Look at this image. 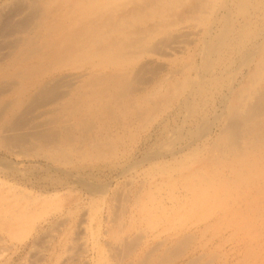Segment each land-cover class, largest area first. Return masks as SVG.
<instances>
[{"label": "rangeland", "instance_id": "1", "mask_svg": "<svg viewBox=\"0 0 264 264\" xmlns=\"http://www.w3.org/2000/svg\"><path fill=\"white\" fill-rule=\"evenodd\" d=\"M147 1L0 0V141L5 147L0 144V205H11L0 210V264H108L107 256L113 263L122 256L121 263L133 264L141 253L157 255L187 234L192 239L184 248L160 263L264 264V183L263 191L253 190L264 181V150L242 140L228 151L229 160L213 153L227 109L248 110L264 89V0H227L226 24L223 9L214 16L216 6L207 10L195 6L197 0H176L167 11L155 0L163 13L152 15L145 14L153 6ZM31 37L37 54L47 53L20 52L21 40ZM207 44L212 53L201 62ZM119 83L126 88L118 98L108 90L101 93ZM42 87L49 93L24 98ZM151 93V101L144 102ZM132 99L140 105L127 112L117 102ZM71 104L82 108L77 116L90 124L88 139L101 142L100 156L94 150L90 155L86 144L61 157L53 140L49 151L31 136L21 142L6 137L21 129L52 134L59 126L53 118L58 113L51 111L57 108L61 122H68L64 107ZM13 118L24 128L8 126ZM79 126L75 122L71 128L77 137ZM171 136L178 140L168 148ZM117 226L127 233L132 250L117 242Z\"/></svg>", "mask_w": 264, "mask_h": 264}, {"label": "bare ground", "instance_id": "2", "mask_svg": "<svg viewBox=\"0 0 264 264\" xmlns=\"http://www.w3.org/2000/svg\"><path fill=\"white\" fill-rule=\"evenodd\" d=\"M145 1V0H144ZM159 1H161V3H162V6H163V10H165V11H167L168 9H170V8H172L174 5H175V3L177 2L176 0H158L157 2H159ZM179 1H181V0H179ZM227 0H222L221 2H220V4L219 3H217V5H215V2H216V0H197L195 3L196 4H199V5H196L195 4V6H198V7H202V8H204V7H206L205 9H207V10H214V6H216V8H215V10L213 11L214 12V16L215 15H217V14H219L220 13V11L223 9L224 10V14L226 15L225 16V19H224V21H225V23L224 24H226V22H228V19H229V9H228V5H227V2H226ZM156 1L154 0H148L146 3V5H149V6H152V10H146L147 11V13H145L146 15H148V14H150V15H152V14H155V13H157V12H159V13H163L158 7L156 8V6H155V3ZM156 2V3H157ZM219 2V1H218ZM233 2H235V0L233 1ZM240 2V1H239ZM244 2V1H243ZM240 4V3H239ZM245 3H243V5H244ZM157 5V4H156ZM185 5V4H184ZM195 6L193 5V7H194V9H193V11L195 12L196 11V8H195ZM148 8H150V7H148ZM165 8V9H164ZM22 9V8H21ZM249 9V8H248ZM36 11V10H35ZM145 11V10H144ZM29 12V11H28ZM204 12V11H203ZM212 12V13H213ZM12 13V12H11ZM19 13V12H18ZM190 13V12H189ZM3 14V13H2ZM32 14V13H31ZM144 14V15H145ZM218 16V15H217ZM209 19V18H208ZM6 20V19H5ZM26 20V19H25ZM27 20H29V19H27ZM26 20V21H27ZM198 20V19H197ZM15 21V20H14ZM24 22V21H23ZM25 24V23H24ZM160 25H161V23H159ZM164 25V24H163ZM28 26V25H27ZM35 26V25H34ZM33 26V27H34ZM165 26V25H164ZM227 26V31L229 30V26L228 25H226ZM260 26V25H259ZM263 26V25H262ZM8 28V27H7ZM32 28V27H31ZM3 29V28H2ZM23 29V28H22ZM106 29V28H105ZM223 30H221V32H225V28H222ZM258 29H259V27H258ZM19 30V29H18ZM14 31H15V29H14ZM134 31H136V29H134ZM259 31V30H258ZM213 32V31H212ZM256 32V31H255ZM219 33V32H218ZM222 34V33H221ZM220 34V35H221ZM219 35V34H218ZM219 35V36H220ZM223 35V34H222ZM226 36H228V34L226 35ZM111 37V36H110ZM221 37V36H220ZM225 37V36H224ZM35 38V37H34ZM37 39V38H36ZM231 39V38H230ZM132 40V39H131ZM225 40V39H224ZM22 41V47L19 49V51L20 52H23L24 50H28L29 52H31V54L30 55H32L33 53L36 55V56H40L41 54H43L44 52L45 53H47V51H45V50H43V52L41 51V54L40 55H38L37 53H38V48H33L32 47V45H33V43H35V40H33L32 39V37L31 38H25L24 40H21ZM115 41V40H114ZM114 41H112V42H114ZM130 41V40H129ZM217 41H219L220 43H221V41H220V39L219 40H217ZM217 41L215 42V43H217ZM115 42H117V41H115ZM120 42V41H119ZM229 42V41H228ZM164 43V42H163ZM162 43V44H163ZM209 43V42H208ZM219 43V44H220ZM232 43V42H231ZM240 43V42H239ZM254 43V42H253ZM101 44V43H100ZM115 44V43H114ZM131 44V43H130ZM133 44V43H132ZM218 44V45H219ZM99 45V44H98ZM212 45H214V44H212ZM236 45V44H235ZM124 46V45H123ZM215 46V45H214ZM243 46V45H242ZM213 47V46H212ZM212 47H211V44L210 45H205V46H202L201 47V50H200V54H201V56H203V58H202V60H201V62H205L206 60H209L208 58H209V54H210V52L212 51L211 49H212ZM40 48V47H39ZM240 48H241V46H240ZM259 48V47H258ZM150 49V48H149ZM216 49V48H215ZM225 50V49H224ZM223 50V51H224ZM218 51V50H217ZM222 51V50H221ZM214 52V51H213ZM44 53V54H45ZM212 53V52H211ZM217 53V52H216ZM227 53V52H226ZM17 55V54H16ZM19 55V54H18ZM242 55H243V53H242ZM245 57H247V56H245ZM261 58H263V57H261ZM248 59V58H247ZM249 59H252L251 57L249 58ZM245 60H246V58H245ZM244 60V61H245ZM248 61V60H247ZM250 61V60H249ZM262 61V60H261ZM200 62V63H201ZM245 63H248V62H245ZM202 64V63H201ZM231 65V64H230ZM242 65V64H241ZM182 66V65H181ZM205 66H206V63H205ZM245 66V65H244ZM261 66V65H260ZM198 68V67H197ZM199 69V71L197 72V70ZM197 70H196V68H195V72L196 73H199V74H201L202 73V68L201 67H199ZM205 69V68H204ZM147 70V69H146ZM149 70V69H148ZM238 70V69H237ZM261 70V69H260ZM240 71V70H239ZM152 72V71H151ZM141 73V72H140ZM253 73V72H252ZM142 74V73H141ZM250 74H251V72H250ZM249 75V74H248ZM255 75V74H254ZM196 76V75H195ZM201 76H202V74H201ZM227 76H229V75H227ZM253 76V75H252ZM256 76V75H255ZM198 77V76H197ZM215 77V76H214ZM134 78V77H133ZM249 78H250V75H249ZM136 79H139V78H136ZM193 79V78H192ZM144 80H146V79H144ZM184 81H187V80H184ZM256 81V80H255ZM136 82V81H135ZM143 82H145V81H143ZM232 82V81H231ZM252 82V81H251ZM181 83V82H180ZM193 83V82H192ZM191 83V84H192ZM248 84V83H247ZM110 85H111V83H110ZM124 85V84H123ZM122 85V87H124L123 89H122V87H121V83H119V85H118V87H116V89H117V93H116V89H111V90H109L108 88H109V86H104L103 88H102V92L101 93H103V91H106V90H108V91H110L111 93H112V96H117V98H118V96H121L120 94L121 93H123L124 91H125V88H126V86L124 85L123 86ZM127 85V84H126ZM263 85V84H262ZM240 86H242V85H240ZM51 87V86H50ZM54 87H55V85H54ZM249 87V86H248ZM136 88V87H135ZM246 88V87H245ZM258 88V87H257ZM46 89V87H42V89L40 90V92L38 93V95L36 94L35 96H33L34 94L32 93V94H29L28 92V94L26 95V96H24V98L25 97H28V98H33L34 99V97H40L41 96V93H49V90L47 89V90H45ZM53 89V88H52ZM55 90H56V88H54ZM170 89V88H169ZM228 89H230V88H228ZM260 89V88H259ZM136 90H137V88H136ZM173 90V89H172ZM39 91V90H38ZM153 91V90H152ZM155 91H159V89H157V90H155ZM154 91V92H155ZM246 91V90H245ZM244 91V92H245ZM153 92V93H154ZM238 92V91H237ZM240 92V91H239ZM259 93H258V95L256 96L255 95V97H257V98H255V97H252L255 101L252 103L253 105L251 106V107H249V109L247 110H245L244 112L242 111V112H237V110L239 109H237V110H232V108H231V110L229 109V111H228V109H227V115H226V120H225V122H224V126H222L221 127V135L219 136V138L217 139V140H215V142H214V144H213V146L215 147V149H213V153L214 154H219L218 155V157H219V159L218 160H222V162L224 161V160H229V157L230 156H233L232 155V153H228V151H231V148L235 145V144H239V142H241L242 140H247V141H249L250 142V147H255V150H259V151H263L264 150V118L263 119H259V120H256V117L257 116H260V118H262V117H264V89L262 90L261 89V91H258ZM116 93V94H115ZM147 93H149V92H147ZM253 93V92H252ZM54 94V93H53ZM155 94V93H154ZM123 95V94H122ZM45 96H47V95H45ZM53 96V95H52ZM133 96V95H132ZM154 97L153 95H152V93L151 94H148V96L147 97H145L143 100H144V102H147L148 103V101H151V100H149V98L150 97ZM156 96V95H155ZM162 96V95H161ZM251 96V95H250ZM238 97V96H237ZM245 98H246V96H244ZM136 98V97H135ZM163 98H166V97H163ZM89 99V98H88ZM138 99V98H137ZM162 99V98H161ZM236 99V98H235ZM118 100V99H117ZM129 100V99H128ZM133 100V99H132ZM152 100H153V98H152ZM163 100V99H162ZM228 100V99H227ZM23 101V100H22ZM21 101V102H22ZM35 100H33V102H34ZM39 101V100H38ZM50 101V100H49ZM52 101V100H51ZM77 101V100H76ZM115 102H116V99L114 100ZM171 101H172V99H171ZM232 101V100H231ZM253 101V100H252ZM21 102H19V105L21 104ZM96 102V101H95ZM95 102H94V104H95ZM102 102V101H101ZM120 105H122V107L124 108L123 109V111L124 112H127L128 111V109L130 108V107H132V106H134V107H136V106H139L140 105V101H138V100H136V99H134L133 100V102H128L127 104H124L123 105V103H122V101H117ZM155 102V101H154ZM164 102V101H163ZM236 102V101H235ZM241 102V101H240ZM9 103V102H8ZM7 103V104H8ZM158 103V102H157ZM28 104V103H27ZM33 104V103H32ZM36 104V103H35ZM62 104V103H61ZM70 104V103H69ZM93 104V105H94ZM155 104V103H154ZM227 104V103H226ZM233 104H234V102H233ZM232 104V105H233ZM229 105V104H228ZM240 105V104H239ZM5 106V105H4ZM3 106V107H4ZM35 106V105H34ZM37 106V105H36ZM88 106V105H87ZM100 106V105H99ZM153 106V108H154V105H152ZM194 106V105H193ZM2 107V108H3ZM20 107V106H19ZM84 107V106H83ZM55 108V107H54ZM64 108H66L65 109V114L67 115V116H70L69 117V121L68 122H66L65 120H64V122H61V120H60V117H58L59 115H60V113L59 112H57V108L56 109H53L51 112H54V113H58V114H56V116H57V118H55V117H53L54 118V120H55V122L54 123H56V125H58L59 127H57V128H54V131H52V134H42L41 132H40V129L38 128V127H36V128H38V130H36V131H32L31 132V134L32 135H30L29 134V132H27V130H26V134L25 133H22L23 131H21V130H23V129H21V128H24V124H23V122H22V120H18L19 122H16V121H14V119L16 118H13V121H11L10 120V122H9V125L8 126H12V129L14 128L15 130H19V129H21L20 130V132L21 133H19V131L18 132H16V131H11V132H9V134L8 135H6V137L7 138H10V140L13 142L14 140H18V141H20V140H24V137H25V139H28V138H26V137H28V136H31L32 137V139L33 140H36L37 142H39V141H41V144H43V147L47 150V148H48V145H49V143L50 142H52V140L54 141V151H58L59 152V154L58 155H60L61 157H64L65 155H66V153H69L70 151H76L77 150V148H79L80 149V147H81V145L82 144H86L89 148H88V150L90 151L89 153H90V155H91V151H93V154L95 155V156H100V152H99V150L98 149H100V146H101V142H95V140L96 139H94V137H89V139H88V135H87V129H88V127H89V123L87 122V121H85V120H83V122L82 121H80V118L77 116V115H81V114H79V113H81V112H78V113H76L78 110H82V108H80V107H78V106H72V104H71V106H66V107H64ZM109 108V107H108ZM225 108H227L226 106H225ZM99 109H102V111H103V107H101V108H99ZM155 109V108H154ZM23 110V109H22ZM21 110V111H22ZM27 110V109H26ZM30 110V109H29ZM47 110V109H46ZM84 110V109H83ZM156 110V109H155ZM185 111H186V109H184ZM3 110H1V112H2ZM44 111V110H43ZM42 111V112H43ZM64 111V110H63ZM188 111V110H187ZM92 112H95V111H92ZM97 112V111H96ZM108 112V111H107ZM27 113V112H26ZM187 113V112H186ZM84 114V113H83ZM138 114H140V117H139V119H141V116L143 115V112H139ZM212 114V113H211ZM221 114V113H220ZM219 114V115H220ZM86 115V114H85ZM199 115V114H198ZM223 115V114H222ZM17 116V115H16ZM87 116V115H86ZM144 116V115H143ZM19 117V116H18ZM71 118L74 120V121H72L71 120ZM186 118V117H185ZM18 119V118H17ZM28 119V118H27ZM76 119V120H75ZM88 119H90V118H88ZM142 119H143V117H142ZM58 120V121H57ZM52 122V123H53ZM75 122H77V124H80V126H79V128H78V131L80 132V135H79V137H77V136H75V134H74V130H71V128L73 129V123H75ZM80 122V123H79ZM210 122V121H209ZM212 123V122H211ZM246 123H248L247 125L248 126H246V127H244V125L246 124ZM212 125V124H211ZM3 127H4V125H3ZM7 129L6 130H9V129H11L10 127H7V126H5ZM124 127V126H123ZM180 127H182V125L180 126ZM179 127V128H180ZM41 128V127H40ZM61 128V129H60ZM94 128V127H93ZM5 129V128H4ZM75 129V128H74ZM5 130V131H6ZM31 130V129H30ZM204 130H206V129H204ZM204 130L202 131V132H204ZM44 131V130H43ZM176 131V130H175ZM194 131V130H193ZM7 132V131H6ZM14 132V133H13ZM25 132V131H24ZM47 132V131H46ZM174 132V131H173ZM177 133H178V131H176ZM201 132V131H200ZM28 133V134H27ZM50 133V132H49ZM3 134H4V132H3ZM60 134V135H59ZM181 134V133H180ZM180 134H177V136H179ZM192 134V133H191ZM197 133H195L194 135H196ZM205 134V133H204ZM171 135V134H170ZM176 135V134H175ZM185 135V134H184ZM198 135V134H197ZM196 135V136H197ZM59 136V137H58ZM95 136V135H94ZM193 136V135H192ZM2 137V136H1ZM4 137V136H3ZM106 137V136H105ZM184 137V136H183ZM5 139V138H4ZM180 139H181V135H180ZM179 139V140H180ZM186 139V138H185ZM176 140H178V139H176L175 138V140H174V138L171 136L170 137V139H169V141H171L170 142V144L168 145V148H171V147H173L172 146V142L173 141H176ZM3 141V140H2ZM191 141H192V139H191ZM21 142V141H20ZM37 142H35V144L37 143ZM193 142V141H192ZM4 143V142H3ZM69 144L66 148L64 147V145L65 144ZM174 143V142H173ZM0 144H1V141H0ZM165 144V143H164ZM188 144V143H187ZM241 144V143H240ZM245 144V143H244ZM2 146H3V144H1ZM38 145V144H37ZM51 145H52V143H51ZM110 145V144H109ZM5 146H6V144H5ZM8 146V145H7ZM34 146H36V145H34ZM212 146V145H211ZM237 146H239V145H237ZM29 147H31V146H27V148H29ZM94 147L95 148H97V149H94ZM3 148H5L4 146H3ZM10 148V147H9ZM209 148V147H208ZM240 148V147H239ZM245 148V147H244ZM41 149H42V147H41ZM44 149V150H45ZM51 149H52V147H50V145H49V151H51ZM233 149V148H232ZM252 149V148H251ZM29 150H31L30 148H29ZM97 150V151H96ZM103 150V149H102ZM20 151V150H19ZM35 151H36V149H35ZM236 151V154H237V150H235ZM240 151V150H239ZM23 152H26V151H23ZM32 152V151H31ZM34 152V151H33ZM38 152V151H37ZM242 152V151H241ZM54 153H56V152H54ZM211 154H212V152H210ZM209 153V154H210ZM235 153V152H234ZM23 154V153H22ZM84 154V153H83ZM227 154V155H226ZM243 154H244V152H243ZM257 154V153H256ZM85 155V154H84ZM237 155H240V154H237ZM245 155V154H244ZM247 155H249V154H247ZM251 155V154H250ZM47 156H49V157H51V158H54L53 157V155L52 156H50L49 154H47ZM67 156H69V155H67ZM31 157V156H30ZM257 157V156H256ZM259 157V156H258ZM257 157V158H258ZM208 158V157H207ZM206 158V159H207ZM209 158H211V159H213L212 158V155H211V157H209ZM251 158V157H250ZM57 159V158H56ZM197 159H198V157H197ZM205 159V158H204ZM217 159V158H216ZM241 159V158H240ZM249 159V158H248ZM60 160V159H59ZM203 160V159H202ZM231 160H233V159H231ZM235 160V159H234ZM233 160V161H234ZM246 160H247V158H246ZM245 160V161H246ZM251 160V159H250ZM209 161V160H208ZM211 161V160H210ZM248 161V160H247ZM252 161V160H251ZM259 161V160H258ZM10 162V161H9ZM217 162V161H216ZM229 162V161H228ZM238 162V161H237ZM1 163V162H0ZM211 163L213 164V161H211ZM218 163V162H217ZM257 163H259V162H257ZM206 164V163H205ZM208 164V163H207ZM206 164V165H207ZM223 164V163H222ZM235 164V163H234ZM233 164V165H234ZM237 164H239V162L237 163ZM254 164V163H253ZM260 164V163H259ZM187 165V164H186ZM211 165V164H210ZM215 165V164H214ZM218 165V164H217ZM230 165V164H229ZM232 165V166H233ZM243 165V164H242ZM245 165H246V162H245ZM208 166V165H207ZM235 166V165H234ZM240 166V165H239ZM247 166H248V164H247ZM256 166V165H255ZM254 166V167H255ZM258 166V165H257ZM49 167V166H48ZM51 167V166H50ZM209 167V166H208ZM226 167H227V165H226ZM241 167V166H240ZM260 167V166H259ZM263 167V166H262ZM231 168V167H230ZM233 168V167H232ZM247 168V167H246ZM6 169V168H5ZM18 169V168H17ZM209 169V168H208ZM207 169V170H208ZM217 169V168H216ZM219 169V168H218ZM227 169V168H226ZM225 169V170H226ZM235 169V168H234ZM257 169H259V168H257ZM7 170V169H6ZM183 170V169H182ZM210 170V169H209ZM208 170V171H209ZM213 170V169H212ZM214 170H215V167H214ZM221 170V169H220ZM224 170V171H225ZM228 170H229V168H228ZM244 170H246V169H244ZM217 171V170H216ZM256 171V170H255ZM254 171V172H255ZM64 172V171H63ZM202 172V171H201ZM232 172H234V171H232ZM242 171L240 170V172L239 173H241ZM19 173V172H18ZM26 173V172H25ZM65 173V172H64ZM235 173V172H234ZM252 173V172H251ZM260 173V172H259ZM71 174V173H70ZM198 174V173H197ZM199 174H201V173H199ZM211 174H212V172H211ZM219 174V173H218ZM225 174V173H224ZM228 174V173H227ZM243 174V173H242ZM246 174V173H245ZM250 174V173H249ZM248 174V175H249ZM261 174V173H260ZM259 174V175H260ZM69 175V174H68ZM181 175V174H180ZM195 175V174H194ZM210 175V174H209ZM252 176H253V173L251 174ZM200 175H198V177H199ZM205 176H208V174L207 175H205ZM205 176L203 177V178H205ZM219 176H221L220 174H219ZM222 176H223V173H222ZM226 176V175H225ZM242 176V175H241ZM264 176V175H263ZM178 177V176H177ZM181 177V176H180ZM211 177V176H210ZM248 176H246L245 177V179L247 178ZM257 177H259V176H257ZM194 178V177H193ZM196 178V177H195ZM207 178V177H206ZM213 178H216L215 176L213 177ZM228 177L226 176V179H227ZM234 177H232V179H233ZM235 178H236V176H235ZM259 178H261V176L259 177ZM263 178V177H262ZM200 179V178H199ZM210 179H212V178H210ZM248 179H250V178H248ZM254 179H255V177H254ZM253 179V180H254ZM77 180H81L80 178L79 179H77ZM169 180V179H168ZM196 180V179H195ZM218 181L220 180V178L219 179H217ZM217 180H216V182H217ZM229 180V179H228ZM234 180V179H233ZM238 180V179H237ZM247 180V179H246ZM245 180V181H246ZM250 180H252V178L250 179ZM242 181V180H241ZM249 181V180H248ZM255 181V180H254ZM256 181H257V179H256ZM78 183L80 182V183H83V180H82V182L81 181H77ZM140 182V181H139ZM169 182V181H168ZM199 182V181H198ZM208 182V181H207ZM210 182V181H209ZM214 182V181H213ZM222 182V181H221ZM238 182V181H237ZM236 182V183H237ZM260 182V183H259ZM259 182H257L258 183V188H256L255 186H254V189L253 190H257V189H262V187H263V185H261L262 183H264V181L262 180H259ZM107 183V182H106ZM212 183V182H211ZM211 183H210V186H212L211 185ZM218 183H220V182H218ZM223 183H224V181H223ZM232 183H233V181H232ZM242 183V182H241ZM244 183V182H243ZM250 182H248V184H249ZM251 183H253V181H251ZM256 183V182H255ZM255 183H254V185H255ZM5 184H8V183H5ZM108 184V183H107ZM201 184V183H200ZM209 184V183H208ZM215 184V183H214ZM227 184V183H226ZM225 184V185H226ZM247 184V185H248ZM223 185V184H222ZM222 185H220V186H222ZM233 185V184H232ZM252 185V184H251ZM87 186V185H86ZM91 185H89V187H90ZM197 186V185H196ZM214 186V185H213ZM241 186V185H240ZM253 186V185H252ZM251 186V187H252ZM260 186H262V187H260ZM85 187V186H84ZM103 187V186H102ZM215 187V186H214ZM218 187V186H217ZM216 187V188H217ZM224 188H225V186H223ZM231 187H233V186H231ZM242 187V186H241ZM12 188H14V187H12ZM11 188V189H12ZM91 188V187H90ZM89 188V189H90ZM99 188V187H98ZM101 188V187H100ZM212 188V187H211ZM216 188H214L215 190H216ZM221 187H219V189H220ZM253 188V187H252ZM86 189V188H85ZM92 189V188H91ZM97 189V188H96ZM213 189V190H214ZM264 189V188H263ZM263 189H262V191H263ZM5 189H3V191H4ZM7 191H8V189H6ZM5 190V191H6ZM14 190H16V189H14ZM13 190V191H14ZM214 190V191H215ZM229 190V189H228ZM228 190H227V192H228ZM6 191V192H7ZM12 191V192H13ZM63 191V190H62ZM128 191V190H127ZM214 191H213V193H214ZM222 191H224V190H222ZM0 192H2V191H0ZM16 192V191H15ZM18 192V191H17ZM203 192V191H202ZM207 192V191H206ZM211 192V191H210ZM255 192V191H254ZM254 192H253V194H254ZM264 192V191H263ZM4 193V192H3ZM36 193V192H35ZM194 193V192H193ZM208 193V192H207ZM213 193H211V195L213 194ZM223 193V192H222ZM230 193V192H229ZM261 193V192H260ZM22 194V193H21ZM25 194V193H24ZM231 194H232V192H231ZM262 194V193H261ZM5 195V194H4ZM13 195V194H12ZM11 195V196H12ZM92 195V194H91ZM126 195V194H125ZM15 196V195H14ZM19 196V198H21V196L20 195H18ZM120 196V195H119ZM206 196V195H205ZM216 196V195H215ZM262 196V195H261ZM9 197V196H8ZM13 197V196H12ZM11 197V198H12ZM115 197V196H114ZM212 197V196H211ZM217 197V196H216ZM2 198V197H1ZM227 198V197H226ZM253 198H254V196H253ZM256 199V198H255ZM260 199V198H259ZM259 199L257 200V201H259ZM2 200V199H1ZM8 200V199H7ZM33 200V199H32ZM199 200V199H198ZM3 201H4V199H3ZM10 201H12V200H10ZM136 201V200H135ZM262 201V200H261ZM9 202V201H8ZM114 202V201H113ZM210 202V201H209ZM1 203V202H0ZM12 203V202H11ZM10 203V204H11ZM15 203V202H14ZM25 203V202H24ZM250 203V202H249ZM2 204V203H1ZM3 204H5V203H3ZM9 204V203H8ZM124 204V203H123ZM132 204V203H131ZM9 206H11V205H9ZM9 206L8 205H0V210L2 209H4V211H5V209L7 210V209H9ZM21 206H23V205H21ZM37 206V205H36ZM17 207H18V205H17ZM16 207V208H17ZM20 208V207H19ZM18 208V209H19ZM27 208V207H26ZM121 208V207H120ZM117 209V208H116ZM115 209V210H116ZM249 210V209H248ZM3 211V212H4ZM19 211H21L20 209H19ZM210 211V210H209ZM6 212V211H5ZM22 212V211H21ZM20 212V213H21ZM24 212V211H23ZM115 212V211H114ZM245 212V211H244ZM199 213V212H198ZM204 213V212H203ZM208 213V212H207ZM117 214H118V212H117ZM3 215V214H2ZM15 215V214H14ZM23 215V214H22ZM120 215V214H119ZM188 215V214H187ZM197 215V214H196ZM238 215V214H237ZM10 216H12V215H10ZM114 216L115 215H113V218H114ZM221 216H223V215H221ZM4 217V216H3ZM9 217V216H8ZM112 217V216H111ZM116 217V216H115ZM216 217V216H215ZM234 217V216H233ZM232 217V218H233ZM5 218V217H4ZM3 218V219H4ZM10 218V217H9ZM109 218V217H108ZM117 218V217H116ZM120 218V216L118 217V219ZM231 218V219H232ZM2 219V218H1ZM2 219V220H3ZM115 219V218H114ZM185 219V218H184ZM192 219V218H191ZM1 220V221H2ZM16 220V219H15ZM36 220V219H35ZM65 220V219H64ZM84 220V219H83ZM108 220V219H107ZM124 220V219H123ZM220 220V219H219ZM230 220V219H229ZM13 221V220H12ZM63 221V220H62ZM121 221V220H120ZM119 221V222H120ZM222 221H223V219H222ZM227 221V220H226ZM232 221V220H231ZM243 221V220H242ZM242 221H241V223H242ZM26 222V221H25ZM234 222V221H233ZM20 224V223H19ZM22 224V223H21ZM121 224V223H120ZM228 224V223H227ZM57 225V224H56ZM55 225V226H56ZM59 225V224H58ZM183 226V225H182ZM14 227V226H13ZM226 227V226H225ZM113 228V227H112ZM117 229H115V231H113V229H111L112 231H113V234H114V237H116V240H117V242L120 244V245H122L123 247H121V248H126L127 247V249H128V246L129 247H131L130 245H128V243H129V241H127V233H125V230L124 229H122L121 227H116ZM228 228V227H227ZM54 229V228H53ZM226 229V228H225ZM231 229V228H230ZM21 230V229H20ZM52 230V229H51ZM246 230V229H245ZM16 231V230H15ZM19 231V230H18ZM28 231V230H27ZM127 231V230H126ZM230 231V230H229ZM218 232V231H217ZM109 233H111V232H108V234ZM44 234V233H43ZM90 234V233H89ZM253 234V233H252ZM110 235V234H109ZM254 235H255V232H254ZM135 236V235H134ZM136 236L139 238V236H138V234H136ZM257 236V235H256ZM258 236H259V234H258ZM24 237H25V235H24ZM94 237V236H93ZM142 236L140 235V238H141ZM248 237V236H247ZM263 237V236H262ZM71 239V238H70ZM69 239V240H70ZM136 239V238H135ZM190 239H192V237H191V235H189V234H187L185 237L183 236L182 238H179L177 241L179 242L180 241V244H177V245H174L172 248H163L162 249V252H160V253H157V255H154V256H152L153 254V252L151 253L150 252V254H148V253H141V255H139V256H136L135 258H134V260H135V262L133 263V264H163V263H160V262H164V261H170V259L172 260L173 259V254L174 253H176V254H174V256L175 255H177L178 254V251H179V249H180V247H183L184 248V245H185V243L187 244V242H188V240H190ZM248 239V238H247ZM254 239H256V238H254ZM72 240H73V238H72ZM256 241V240H255ZM259 241V240H258ZM35 242V241H34ZM74 242V241H73ZM134 242V241H133ZM33 243V242H32ZM159 243H161L160 241H159ZM158 243V244H159ZM175 243H177V242H175ZM175 243H173V244H175ZM261 243V242H260ZM112 245H113V243H111ZM132 244H134V243H132ZM131 244V245H132ZM38 245V244H37ZM40 245V244H39ZM160 245V244H159ZM257 245V244H256ZM136 245H134V247H135ZM114 247H115V245H114ZM170 247V246H169ZM111 248V247H110ZM131 248H133V246L131 247ZM179 248V249H178ZM252 248V247H251ZM2 249V248H1ZM149 249H150V247H149ZM261 249V248H260ZM110 250V249H109ZM116 250V249H115ZM128 250H132V249H128ZM151 250V249H150ZM183 250V249H182ZM249 250V249H248ZM247 250V251H248ZM34 251V250H33ZM37 251V250H36ZM114 251V250H113ZM126 252H128V251H126ZM108 254V253H107ZM115 254V253H114ZM121 254H123V253H121ZM78 255V254H77ZM113 255V253H111V256ZM116 256V255H115ZM114 256V257H115ZM187 256V255H186ZM113 257V256H112ZM112 257H110V256H107V258L110 260L109 262H108V264H123V263H121L120 262V259L122 258V256L120 257V256H117L118 257V259H119V262H118V260L116 259V263H113L114 261H113V258ZM105 258V257H104ZM195 259H196V257H195ZM73 260V259H72ZM168 261V262H169ZM29 262H30V260H29ZM128 262H130V261H128ZM167 262V263H168ZM263 262V261H262ZM173 263V262H172ZM171 263V264H172ZM125 264V263H124ZM126 264H127V262H126ZM131 264V263H130ZM165 264V263H164ZM188 264V263H187ZM208 264V263H207Z\"/></svg>", "mask_w": 264, "mask_h": 264}]
</instances>
